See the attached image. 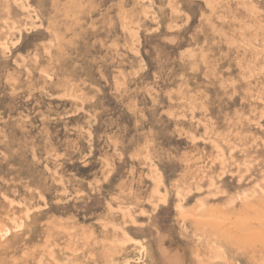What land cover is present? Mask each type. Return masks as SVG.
<instances>
[{"label": "rangeland", "instance_id": "rangeland-1", "mask_svg": "<svg viewBox=\"0 0 264 264\" xmlns=\"http://www.w3.org/2000/svg\"><path fill=\"white\" fill-rule=\"evenodd\" d=\"M0 264H264V0H0Z\"/></svg>", "mask_w": 264, "mask_h": 264}, {"label": "bare ground", "instance_id": "bare-ground-1", "mask_svg": "<svg viewBox=\"0 0 264 264\" xmlns=\"http://www.w3.org/2000/svg\"><path fill=\"white\" fill-rule=\"evenodd\" d=\"M139 242H140V241H139ZM144 246H145V245H143V244L141 245V256H143L142 254L144 253V249H145ZM139 255H140V254H139Z\"/></svg>", "mask_w": 264, "mask_h": 264}]
</instances>
